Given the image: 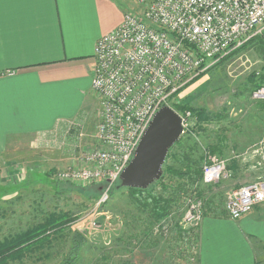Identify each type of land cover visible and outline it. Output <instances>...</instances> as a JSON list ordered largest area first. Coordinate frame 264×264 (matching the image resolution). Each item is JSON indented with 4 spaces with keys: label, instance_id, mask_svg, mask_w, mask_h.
<instances>
[{
    "label": "rangeland",
    "instance_id": "obj_1",
    "mask_svg": "<svg viewBox=\"0 0 264 264\" xmlns=\"http://www.w3.org/2000/svg\"><path fill=\"white\" fill-rule=\"evenodd\" d=\"M140 1L132 0L136 7H140ZM253 38L264 40V32ZM261 45L263 44L258 39L229 59L224 60L228 55L220 59L204 71L201 77H191L177 91L178 96L171 101L172 107L176 104L188 105L204 109L211 116H216L214 122L195 130V138L189 142V146H196L195 156L200 157L204 149L221 144L224 152L218 157L226 160L228 171L234 178L239 179L230 177L231 179L219 184L201 187L204 193V217L214 221L231 220L225 211L227 191L236 186V182L250 183L258 177V173L261 174V170L255 165V162L261 161L260 157L244 158L245 153L256 149L264 139V102L253 100L251 94V77L254 73L258 75L264 71V52ZM222 60L224 61L221 63ZM90 110L92 119L99 110L98 99L94 93ZM96 126L92 130H85L83 136L71 135L74 138L67 141L64 147L55 149L44 148L38 139L32 137L15 138L17 146L9 148L6 155L4 154L8 160L6 163L10 164L0 169V240L38 223L44 215L65 211L78 218L71 231H78L87 238L78 264H138L133 259L134 252L140 255L142 264H194L190 245H186L184 240L178 242L177 234L180 229L179 222L184 216V204L179 208L180 211L176 209L168 219L171 229L169 236H165L164 231L153 234L152 230L151 236L146 237L145 233L153 226L150 213L137 209L131 203L128 189L118 188L120 181L110 188L109 192L114 193L110 195L109 201L101 208H96L102 191L108 185L101 183L84 186L81 183L69 184L55 180L57 171L72 167L83 153L94 150L97 145L93 138ZM86 140L89 149L83 148ZM59 154L64 156V160L60 162ZM237 156H240L239 162L235 159ZM54 162L62 165L60 169L53 166ZM233 163L237 165V169L231 168L232 171L229 167ZM252 166L259 171L251 168ZM148 191L157 195L161 192V185L154 184ZM182 201L181 198L180 203ZM263 209L264 204L254 208V221L260 218L259 214L264 212ZM249 221L246 227H250L257 234V238L262 239L264 221ZM234 222L236 224L238 221ZM160 224L161 222L156 228ZM201 227L202 224L196 243V261L200 258ZM257 238L252 236L253 244H260ZM69 248L68 244L57 248L55 258L51 261H26L25 264H62L70 253ZM65 253L68 254L66 257ZM256 263L261 264L258 260Z\"/></svg>",
    "mask_w": 264,
    "mask_h": 264
},
{
    "label": "built area",
    "instance_id": "obj_2",
    "mask_svg": "<svg viewBox=\"0 0 264 264\" xmlns=\"http://www.w3.org/2000/svg\"><path fill=\"white\" fill-rule=\"evenodd\" d=\"M146 1H140L141 11H126L121 26L98 40L92 79V91L100 105L93 136L97 145L77 158L72 167L54 175L56 181L63 183L108 185L96 208L109 201L110 188L131 163L156 113L164 106L172 107L173 95L191 77L200 76L264 32V0ZM258 75H264V71ZM252 99L264 102V86L252 93ZM180 116L183 136L195 135L196 120L191 112ZM67 124L68 132L82 129L77 121ZM79 135L83 136L82 130ZM250 151L244 158L260 157L255 165L261 174L254 181L227 191L225 211L233 221L264 204V139ZM202 171L205 186L231 177L226 160L208 149L203 151ZM204 208L197 193L188 196L179 222L189 235L194 263L195 240L204 220ZM163 231L165 236L171 233L168 219L154 229L155 234Z\"/></svg>",
    "mask_w": 264,
    "mask_h": 264
},
{
    "label": "crops",
    "instance_id": "obj_3",
    "mask_svg": "<svg viewBox=\"0 0 264 264\" xmlns=\"http://www.w3.org/2000/svg\"><path fill=\"white\" fill-rule=\"evenodd\" d=\"M135 5L132 0H0V169L10 164L4 156L17 146V137L55 149L97 125L100 105L92 119L90 110L96 45L121 26L126 11H141ZM72 121L82 129L68 132ZM235 184L232 188L244 185ZM253 214L238 220L239 227L204 217L198 264H264V237L246 227L249 220L264 221V212L255 221ZM252 236L260 244H253ZM133 255L142 264L140 255Z\"/></svg>",
    "mask_w": 264,
    "mask_h": 264
},
{
    "label": "trees",
    "instance_id": "obj_4",
    "mask_svg": "<svg viewBox=\"0 0 264 264\" xmlns=\"http://www.w3.org/2000/svg\"><path fill=\"white\" fill-rule=\"evenodd\" d=\"M261 40V50L264 52V40L262 38H252L247 44L228 55L224 60L236 55L238 52L246 49L247 46L254 44L256 40ZM222 60L221 63L224 61ZM201 74L199 77H201ZM253 89L251 94L257 89L264 86V75L253 74L251 77ZM179 93V92H178ZM174 94L172 99L178 96ZM175 111L180 114L191 112L192 117L196 120L195 130L201 128L202 125L210 124L216 120V116H211L206 110L183 106L181 104L173 105ZM195 138V135H185L172 147L167 156L163 167V175L156 183L161 185V192L157 195L151 194L148 190L128 189V195L131 203L139 210L149 211L152 227L145 233V236H151L152 230L156 225L172 217L174 211H180V207L184 204V200L188 196L197 193L202 199L203 188V153L197 157L195 147L189 146V142ZM197 145V144H196ZM208 151L215 156L223 155L222 145L210 147ZM171 161V163H169ZM236 170L237 165L233 163L229 169ZM198 184L197 189L195 185ZM99 185L94 184L92 186ZM5 191V190H1ZM111 191L110 195H113ZM101 196V195H100ZM181 198L183 199L180 203ZM174 218V217H173ZM78 221V218L71 212L55 211L44 215L38 222L28 226L15 234H10L0 240V264H25L26 261L35 263H45L55 258V250L63 244L70 245L69 255L65 253V261L62 264H78V259L87 244V238L78 231H71L72 225ZM181 229V228H180ZM177 234L179 240H185L191 244L189 235L182 229ZM181 234V235H180ZM199 234L196 237V242ZM195 242V243H196ZM197 247V245L195 244ZM152 249L153 247L150 246ZM150 250V249H148ZM199 260V259H198ZM198 261H196L197 264Z\"/></svg>",
    "mask_w": 264,
    "mask_h": 264
},
{
    "label": "water",
    "instance_id": "obj_5",
    "mask_svg": "<svg viewBox=\"0 0 264 264\" xmlns=\"http://www.w3.org/2000/svg\"><path fill=\"white\" fill-rule=\"evenodd\" d=\"M183 136L182 118L170 106L162 107L142 137L134 158L120 176L118 188L148 190L163 175L172 147Z\"/></svg>",
    "mask_w": 264,
    "mask_h": 264
}]
</instances>
